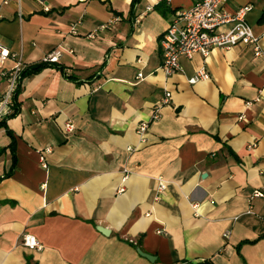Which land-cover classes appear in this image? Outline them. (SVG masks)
I'll list each match as a JSON object with an SVG mask.
<instances>
[{
  "label": "crops",
  "instance_id": "0c3cea01",
  "mask_svg": "<svg viewBox=\"0 0 264 264\" xmlns=\"http://www.w3.org/2000/svg\"><path fill=\"white\" fill-rule=\"evenodd\" d=\"M133 1L0 0V43L16 55L0 101L17 61L62 50L60 68L19 80L18 112L0 120V264H264V55L214 49L167 78L161 37L200 0ZM245 5L264 52V0L225 9ZM202 65L209 79L189 84Z\"/></svg>",
  "mask_w": 264,
  "mask_h": 264
},
{
  "label": "built area",
  "instance_id": "2783aa9c",
  "mask_svg": "<svg viewBox=\"0 0 264 264\" xmlns=\"http://www.w3.org/2000/svg\"><path fill=\"white\" fill-rule=\"evenodd\" d=\"M170 3L171 0H165ZM229 0H200L190 9L179 11L176 13L161 37L160 46L162 53V65L160 71L167 78L182 72L180 59L185 58L191 60L194 55L202 56L204 60L210 55L214 49H230L237 45L252 46L255 56H262L264 52L261 48L258 36H256L246 21V15L251 10L250 5H245L234 12H228L225 5ZM1 19V16H0ZM118 18H112L106 25H102L86 38L90 40L96 39V31L104 30L108 25L116 22ZM75 26L71 27V32L76 33ZM62 50L54 49L48 53L43 62L56 64L59 62ZM6 47L0 43V69L5 63L15 58ZM23 66L20 61L16 62L15 67L10 73L8 80V89L0 101V120L7 117L11 112L12 96L16 90L20 80ZM137 78H143L142 73ZM209 79V73L206 67L202 65L196 73L188 79L189 84H196ZM171 98V92H166L164 99L157 106H154L152 114L148 121L138 124L137 134L140 141L145 142L144 135L151 121L159 118V112L162 106L168 105ZM65 132L73 133L75 127L70 122L65 124ZM132 151V148H128ZM42 166L46 167L44 157L41 156ZM166 182L159 178V186L155 195V199L165 189ZM261 196L256 191L253 197ZM227 236V233L224 235ZM21 245L29 250H41L42 246L36 238L30 234L22 235L20 239Z\"/></svg>",
  "mask_w": 264,
  "mask_h": 264
},
{
  "label": "trees",
  "instance_id": "16d2710c",
  "mask_svg": "<svg viewBox=\"0 0 264 264\" xmlns=\"http://www.w3.org/2000/svg\"><path fill=\"white\" fill-rule=\"evenodd\" d=\"M139 0H134L133 1V3L135 4V3H137ZM57 67V68H60V67H58L56 64H50V63H45V62H41V63H39V64H35V65H33V66H31V67H29L27 70H25V71H22L21 72V76H20V80L22 79V77L23 76H25L26 74H33V73H36V72H38V71H41L42 69H44V68H46V67ZM14 112L12 113V114H10V115H8L7 117H13V116H15L16 115V113L18 112V110H17V108L16 107H14ZM2 125V123L0 122V126Z\"/></svg>",
  "mask_w": 264,
  "mask_h": 264
},
{
  "label": "water",
  "instance_id": "95a60500",
  "mask_svg": "<svg viewBox=\"0 0 264 264\" xmlns=\"http://www.w3.org/2000/svg\"><path fill=\"white\" fill-rule=\"evenodd\" d=\"M98 231L101 234L105 235V236L108 234V232L106 230H104L103 228H98ZM138 253H139L140 256H142V257L148 259L149 261H151L152 257L150 255L143 253L141 250H138Z\"/></svg>",
  "mask_w": 264,
  "mask_h": 264
}]
</instances>
